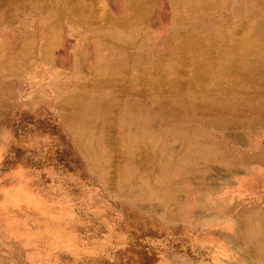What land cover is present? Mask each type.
<instances>
[{
	"label": "rangeland",
	"instance_id": "374dc122",
	"mask_svg": "<svg viewBox=\"0 0 264 264\" xmlns=\"http://www.w3.org/2000/svg\"><path fill=\"white\" fill-rule=\"evenodd\" d=\"M26 1L0 0L6 16L0 23V264H147L154 250L172 247V233L184 220L179 200H187L191 217H220L213 211L226 204L227 193L264 181L257 180L264 167V80L244 88L238 103L236 95L227 108L203 111L195 107L204 103L201 97L172 84L191 78L202 59L171 65L164 58L171 66L163 71L165 90L141 77L172 40L170 0L136 2L132 25L115 30L120 36L110 17L127 15L130 0H85L103 3L89 24L57 16L62 0ZM241 1L224 0L218 12H228L223 19H234L249 35V25L264 19L257 17L264 5L239 10ZM213 11L203 16L219 18ZM101 102L113 103L107 118ZM129 110L133 117L125 123ZM224 119L235 126L221 127ZM260 164L236 186L239 172ZM179 171L185 184L177 183ZM198 175L213 180L217 191H197Z\"/></svg>",
	"mask_w": 264,
	"mask_h": 264
},
{
	"label": "bare ground",
	"instance_id": "6f19581e",
	"mask_svg": "<svg viewBox=\"0 0 264 264\" xmlns=\"http://www.w3.org/2000/svg\"><path fill=\"white\" fill-rule=\"evenodd\" d=\"M20 1H21L20 3H24V2L28 3L26 0H20ZM52 1L55 2L54 0H52ZM94 1H96V0H94ZM97 1H99V0H97ZM223 1L224 0H170V3L172 5L174 13H175L174 17H175V24H176V29H175V31H173L172 40H171V38H168L167 41L163 45H161L160 48L162 50L166 49L167 52L164 53V56L161 58V60L158 63H156V65H153L151 68H149L147 70H140L141 71V73H140L141 77L145 80H153L152 86L156 85L157 90H165L167 87L166 86V80L167 79L165 78L163 71L168 72L171 70V66L169 64L172 65L173 63H175L174 60H176L180 64H182V63L186 62L189 58H192L195 61H197V60L199 61L202 59L204 61L203 67L197 71L192 72L191 78H189L187 80H183V79H180V77H176L173 80L172 84H173L174 89L177 87V91H189L188 93H194L196 96L201 97L203 99L204 103L200 104V105H196L195 107L197 109H202L203 111H209L211 108H214V107L215 108L218 107V108H222V109L227 108L229 106L230 101L231 100L234 101V99H235L234 96H236V95H237L236 102L238 103L239 102L238 98L241 97V94L243 96L245 95L243 93L244 88L249 89L251 87V86H249L250 84L251 85H257L258 81L264 80V19L259 20L256 24L252 23L253 27L249 25L248 29L245 28L249 32H251L249 35H246L245 33L242 34L243 31L240 29V25L235 24L234 19L228 18V20H226L227 19L226 17H228V12H227V14L224 12L223 13L218 12V10H222L223 7H225V5L227 3V2H223ZM92 2H93V0H92ZM99 2L101 3L103 1L100 0ZM136 2H138V3L143 2V0H130L128 2L127 6L125 7L126 10H128V11H127V15H125L124 17H122V18H115L112 16L110 17L111 18L110 22H111L113 32H115L116 28H118L120 26V24H122V23H130L132 25V23L134 22V20L136 18V16H133V8L136 7L138 4ZM144 3H145V1H144ZM102 4L100 5V8H101ZM154 4H156V3H154ZM254 4L255 5H257V4L264 5V0H242L240 2V5L238 8H239V10L240 9L243 10V8L251 7ZM98 5L99 4H97V6ZM25 6H28L26 8H31L29 4H27ZM94 6L95 7H93L92 4H86L85 0H62L61 4L55 8V10H56L55 14L57 16H65V15L66 16H68V15L76 16L81 23H83V24L88 23L89 24V23L94 22V19H95L93 17L92 13L95 11L94 9L97 8V6L96 5H94ZM149 6H151V4ZM106 7H107V5H106ZM144 7H145L144 9L147 8L146 6H144ZM24 8L25 7H23V5L21 4L16 9L22 10ZM98 8H99V6H98ZM98 8H97V10H98ZM103 8H104V10L99 11L100 12V14L98 13L99 15H102L103 13L101 14V12L105 11L106 9L108 10V7L107 8L103 7ZM120 8H121V6H120ZM142 9H143V7L141 8V11H142ZM212 10H214L213 12L220 14L219 18H217V19L216 18H210V17L205 18L203 16V14H206L208 11H212ZM129 12H131V14H129ZM151 12H152V10H151ZM144 13H145V11H144ZM98 14L96 13V15H98ZM138 14H140V12ZM141 14L143 17V12H141ZM150 14H152V13H150ZM230 15H232V14L230 13ZM108 16H110V14ZM223 16H226L225 19H223L224 18ZM233 16H234V14H233ZM148 17L149 16H147V18ZM199 17H204V18H199ZM257 17L264 18V13L261 14L260 16H257ZM62 19L63 18L60 17V22L62 21ZM214 19H216V20L214 21ZM5 20H6V16L2 12H0V23H2ZM124 20H126V21H124ZM203 22H204V24H203ZM247 27H248V25H247ZM62 29L63 28L61 26L60 30L57 29V32H61V31L63 32ZM39 30H40V28H39ZM161 30H163V29L161 28ZM115 34L117 36L121 35L119 31H116ZM145 35H146V33H145ZM157 38L159 40V36ZM170 41H171V43H170ZM150 44H151V42H150ZM159 45H158V47H159ZM89 48H90V46H89ZM84 55H85V53H84ZM155 57L160 58L161 54L158 53V54H156ZM142 58H143V56H142ZM164 58H168L167 62L169 64H167L166 62L163 61ZM93 59H92V61H93ZM170 60H171V63H170ZM225 60H226V62H224ZM172 61H174V62H172ZM17 62H19V61H17ZM165 63L167 65H164ZM129 68H130V65H129ZM96 71L98 72L99 69H97ZM31 75H32V77L38 78L39 77L38 70H33ZM106 78L108 80H112V78H113L112 73H110V75ZM213 80H215L216 82L211 84V87H210L211 89H209L207 86L206 87L202 86V85L206 84L207 82L213 81ZM253 88H254V90H256L257 86H253ZM258 89L260 90V86L258 87ZM210 90H215L217 95L212 96V91L210 92ZM175 93H176V91L172 92L171 95H174ZM247 98H250V97H247ZM254 98H255V96H254ZM250 99L253 100V98H250ZM184 103H187L186 99H184ZM96 104H99V106L101 108L100 115L103 116L104 118H107L105 113H108L109 111L105 110V108H111L113 106V103L109 106H105L103 102L96 103ZM90 108L92 109L93 106H90ZM254 110L256 111V109H254ZM129 111L130 112L128 113V115H130V116H128L127 119L124 118L125 116L124 117L122 116L121 121H125V123L131 122L130 120H132V117H133L132 114L134 112H132V110H129ZM126 112L127 111H124L123 115ZM126 120H128V122ZM226 121H227L226 119L222 120V126L221 127L229 128L230 126H235V124H236L235 122L229 124ZM203 123L210 124V121L204 120ZM195 139L197 140V137ZM193 143H194V140H189L187 145H189L191 147ZM188 149H190V148H188ZM187 155H189V153H187ZM186 164L187 163H185V165H184V169H186L188 171L190 169V167L188 165L186 166ZM257 167H259V168L245 167L244 170H242L241 172H239L237 174L239 179L245 173H248V172L253 173V174L257 173L259 170H261L263 165L260 164ZM237 169H239V168H237ZM216 170H217V168H216ZM181 173H182V171L178 172V178H179L178 181L179 182H177V183L178 184H181V183L185 184L186 183L185 180L182 178V176H180ZM214 174H216V173L214 172ZM253 174H251V175H253ZM234 182L236 183V186H239V185L243 186L246 183V181L241 180V179H240V181H234ZM262 183H264V181L261 180L259 182V184H262ZM194 184L196 186L195 189L197 191L200 190L201 187H203V188L214 187V188H216V191H217V187L215 186L214 181L211 180L210 178L206 177V176H199V175L196 176L194 178ZM191 188H193V184L191 185L190 190H191ZM209 192H210V190H209ZM223 202H225V201H221V204ZM196 203L198 205V201H196ZM178 204L180 205V210H182L180 212L181 216L183 218H186L189 215L188 207L186 205L187 200L181 199V200H179ZM225 206L226 205H224L223 207L220 206V211L216 209L215 211H213V213L216 214V213L220 212V217H221L222 213L224 212ZM199 210H200V212H199ZM199 210L197 209V215L199 213H202V211L204 209L199 207ZM217 217H219V216L215 215V218H217Z\"/></svg>",
	"mask_w": 264,
	"mask_h": 264
},
{
	"label": "crops",
	"instance_id": "0c3cea01",
	"mask_svg": "<svg viewBox=\"0 0 264 264\" xmlns=\"http://www.w3.org/2000/svg\"><path fill=\"white\" fill-rule=\"evenodd\" d=\"M227 197L221 217L183 218L172 247L154 250L147 264H264V183Z\"/></svg>",
	"mask_w": 264,
	"mask_h": 264
}]
</instances>
